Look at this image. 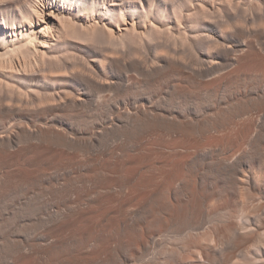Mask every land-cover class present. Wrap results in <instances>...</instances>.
Wrapping results in <instances>:
<instances>
[{
	"label": "bare ground",
	"instance_id": "6f19581e",
	"mask_svg": "<svg viewBox=\"0 0 264 264\" xmlns=\"http://www.w3.org/2000/svg\"><path fill=\"white\" fill-rule=\"evenodd\" d=\"M0 264H264V0H0Z\"/></svg>",
	"mask_w": 264,
	"mask_h": 264
}]
</instances>
